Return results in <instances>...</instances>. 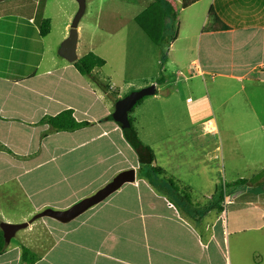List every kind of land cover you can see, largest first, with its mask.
<instances>
[{
	"label": "crops",
	"instance_id": "0c3cea01",
	"mask_svg": "<svg viewBox=\"0 0 264 264\" xmlns=\"http://www.w3.org/2000/svg\"><path fill=\"white\" fill-rule=\"evenodd\" d=\"M232 1L208 0L206 12L212 8L229 29L204 33L203 25L208 15L204 17L196 34L200 41L204 38L208 51L201 53L200 47H189L188 52L193 57L188 60L184 71L192 73L191 67L195 65L203 76L216 73L219 78H233L243 88L245 83H253L259 85L258 91H264V0H248L246 6L231 8ZM19 7L0 8V224L31 222L23 229L20 240L24 244L22 247L37 256L33 264H246L243 254L237 250L231 252L238 242L235 238L230 239L228 229L235 232L232 236L254 228L262 232L264 221L258 227L251 224L247 229L235 222L227 221L222 225L218 220L226 212L221 207L218 208L221 214L215 222L204 219L216 209L200 219H192L187 209L185 212L173 205L142 178L123 185L77 217L79 220L75 226L55 220L67 225L58 231L54 228L57 234L52 231L54 224L50 226L45 222L46 217L33 220L36 214L47 208H70L90 197L98 188H103L116 172L127 170L125 166L118 167L121 162H108L113 156L122 157V153L130 155L132 150L126 146L117 124L103 120L110 115V105L102 104L101 97L91 98L80 107L57 95L61 84L67 86L79 74L72 64L56 55L65 39V31L61 32L62 39L56 43L55 49L45 46V40L52 32L51 22L48 35L42 38L35 27L34 17L23 11L26 5L20 2ZM214 36L219 37L220 44L230 51L236 50V46L243 50L245 71L241 75L234 77L228 72V66L232 64L225 70L218 69V60L209 56L210 51L214 55L218 50ZM246 39L250 40L248 44ZM198 72L191 77H202ZM249 74H254V78H249ZM210 77L213 80V76ZM182 90L179 87L175 92L179 95ZM189 101L187 98L186 102ZM95 104L101 105L102 112L89 115ZM194 108L198 110L203 106ZM231 109L230 105L227 106V113ZM252 109L250 114L257 118L256 110ZM65 110L72 111L75 121L90 125L72 133H55L48 125L40 123L43 118L54 117ZM94 133L97 135L93 136ZM248 133L264 136V130H242V135ZM101 139L113 148L112 155L107 156V165L100 155H94L97 147L87 154L66 161L61 159L69 151L91 146ZM115 148L118 149L116 153ZM259 151L264 163V149ZM156 163L155 159L154 167H158ZM138 167L136 163L127 168L136 171ZM256 202L251 198L244 203L251 207ZM42 227L47 241L38 240L41 234L37 240L27 235L35 234ZM48 237L49 240L54 237L52 243ZM29 241H32L31 245H27ZM20 254L21 249L9 243L0 255V264H22ZM259 264H264L263 257Z\"/></svg>",
	"mask_w": 264,
	"mask_h": 264
},
{
	"label": "rangeland",
	"instance_id": "374dc122",
	"mask_svg": "<svg viewBox=\"0 0 264 264\" xmlns=\"http://www.w3.org/2000/svg\"><path fill=\"white\" fill-rule=\"evenodd\" d=\"M156 1L85 0V14L78 24L76 53L78 59L87 54L96 55L105 61V65L102 68H94L89 76L77 74V79H71L67 86L64 85L66 83L61 84L57 95H60L63 100L72 103L74 101L80 107L91 98L93 100L95 97H101L102 104L109 103L111 114L115 100L113 94H117L116 97L119 98L132 90L154 85L157 91V96H154L156 98L145 99L134 108L129 117L132 130L137 134L139 141L153 151L156 165L166 171L163 177L159 178L174 177L180 181L178 183L180 186L187 184L185 185L188 188L186 195L189 196L190 201L185 203V206L192 219L204 217L202 209L208 204H215L212 206H216L215 212L211 211L212 213H209L204 221L215 222L221 214V211H218L221 207L226 213L220 216L218 220L220 224L226 225L228 221L235 222L237 225L241 224L243 229H247L251 224L254 225L253 227H258L264 221V183L261 178L264 176V163L259 151L264 149V136L250 133L244 136L242 130H264V91H258L259 85L253 83H245L243 88L242 85L233 81V78H219L216 73L203 76V72L200 74L195 65L191 67L192 73L184 71L188 60L193 57L188 52L189 47L197 49L200 47L201 53L208 51L204 38L200 41L196 34L198 24L208 15L206 12L208 0L195 3L190 8L189 6L183 8L185 3H189L188 0H167L171 3L176 18L173 20L169 13L167 19L158 23L157 26L162 28L161 33L152 32L156 33L154 39L160 38L159 42L156 41L157 45L137 24L136 18L147 11L152 18L151 25L154 19L153 10L160 13L159 7L155 8ZM165 1L161 0L163 3ZM20 2L26 5L23 11L36 20L37 29L42 19H48L51 22L52 32L46 38L45 46L47 44L55 49L56 43L62 39L61 32L65 31V38L68 35L70 24L77 12L75 1L6 0L0 3V8L19 7ZM207 18L206 24L203 25L204 33L208 31L207 27L210 25L209 17ZM214 40L218 50L214 55L210 51L209 56L218 60V69L225 70L227 65L232 64L233 66H228V72L234 77L241 75L245 71L242 60L243 50H239L236 46V50L230 51L228 47L220 44L219 37L214 36ZM249 41L246 39L245 43L248 44ZM165 57L166 60L162 63ZM255 57L261 56L255 55ZM178 71L180 72L177 73ZM196 72L202 77H191L196 75ZM210 76H213V80ZM249 78H254V74H249ZM178 83L179 86H177ZM102 87H108L107 91ZM179 87L183 90L182 94L177 95L175 90L177 91ZM187 98L191 103L186 102ZM201 105L203 108H200ZM229 105L234 111L231 109L227 113ZM194 106L200 109L197 110ZM252 108L256 110L257 118L250 114ZM101 112V105L95 104L89 115H100ZM207 120L212 121V126L210 123L204 126ZM96 135L94 133L93 136ZM62 146L64 147L65 144ZM126 146L131 148L127 144ZM95 148L94 155H100L104 159V164L107 165V156L112 155L113 148L108 147L104 139L91 146L71 150L68 155L61 156V159L66 161L80 154H87ZM117 151L118 149L115 148L114 153ZM122 154V157L113 156L108 164L123 162L118 167L125 166L127 170L132 169L127 167L135 166L137 163L134 151H131L130 155ZM120 172H116L111 180ZM135 172V180L140 179L137 170ZM85 173L87 177V172ZM240 180H245V184L234 185ZM166 183L169 184L165 180L164 184ZM98 189L95 191L97 192ZM153 190L160 194L156 189ZM251 198L256 199L257 202L250 207L244 202ZM167 200L170 201L169 198ZM230 200H232L231 203L222 205V201L226 203ZM172 204L175 205L174 202ZM47 209L64 211L68 208ZM233 211L239 212L233 214ZM40 213L34 216V221L41 218ZM77 220L79 218L70 221V227L75 226ZM45 222L49 225L54 224L52 231L67 226L50 218H46ZM43 231L44 227L35 234L27 235H32L31 239L37 240L41 234L38 240L45 242L47 236L43 234ZM57 231L54 234H57ZM228 232L230 239L235 238L238 242L236 249L232 247L231 252L238 251L243 254L246 264H259L262 257L264 258V230L261 232L254 228L235 236H232L235 232L230 229ZM20 236H23V230L18 231L17 235L11 239L10 246L21 249L24 244ZM53 240L54 237L53 239L50 237V240L48 237L51 243ZM31 242L29 241L27 245H31Z\"/></svg>",
	"mask_w": 264,
	"mask_h": 264
},
{
	"label": "trees",
	"instance_id": "16d2710c",
	"mask_svg": "<svg viewBox=\"0 0 264 264\" xmlns=\"http://www.w3.org/2000/svg\"><path fill=\"white\" fill-rule=\"evenodd\" d=\"M185 1V0H184ZM189 3H185V6L183 8H186L188 6H191L201 0H188ZM248 0H234L230 3V7L234 8L239 5H245L247 4ZM246 6V5H245ZM160 9V13H156L153 10V21L151 23L150 13L147 11L142 12L137 18V24L143 29L145 34L148 36L150 40L154 42V44H158L156 41L160 40V38L157 37V39H154L156 36V33L152 32H159L162 31V28L158 27V23L162 22L163 20L167 19L168 14L170 13L172 16V19L174 20L176 18L175 13L173 11V8L171 6V3L169 1H165L164 3L161 2V0L156 1L155 8ZM210 25L207 27V30L211 33H220L228 30L229 28L225 25V23L219 19L215 13L213 12L212 8L209 9L208 13ZM36 23V20H35ZM154 24V25H153ZM150 25V26H149ZM149 26V27H148ZM150 28L152 29L150 31ZM50 31V22L47 19H42L38 23V33L40 37H46ZM174 39V38H173ZM162 59V56H161ZM166 57L163 59L162 63L165 62ZM76 71L82 75V76H89L91 75L94 68H102L105 65V61L96 55L93 54H87L84 57L78 59L76 62L72 64ZM105 91H107L108 87H102ZM157 95V91L155 88L152 87V85H148V87L142 88V89H136L132 90L126 95H123L122 97L117 98V94H113L115 96L114 105H113V111L110 115L105 117L104 121H112L119 127V122L123 118H126L131 130V119L129 115L133 112L134 108L138 106L140 103H142L145 99L148 97H152ZM42 124L48 125V127L51 129L52 132L60 133V132H66V133H72L75 132L81 128L87 127L90 124L87 122H77L72 116L71 110H65L60 112L54 117H45L41 120ZM134 133V130H132ZM135 137L137 138V134H135ZM123 136V135H122ZM124 139V137H123ZM138 139V138H137ZM126 142V140L124 139ZM139 141V139H138ZM141 143V141H139ZM126 144L129 146V144L126 142ZM142 144V143H141ZM142 146L146 150L145 154L143 156L136 155V160L138 163V170L137 173L140 176V178L146 180V182L151 185L154 189H156L158 192H160L161 195L165 196L166 198H169L171 203L174 202L175 206L178 208H181L183 211L187 212L188 208L185 206V203H188L190 201L189 196L186 195L188 189L186 187L180 186L178 182L174 179V177H170L166 179L159 178L163 177L165 174V171L162 170L160 167H154L153 163L155 162V156L153 151L145 147L143 144ZM130 147V146H129ZM131 149V148H130ZM133 152V149H132ZM135 153V152H134ZM264 175V173H263ZM262 181L264 183V176H261ZM165 180L169 182V184H164ZM245 184V180H240L234 185H241ZM221 198V196H220ZM184 204V205H183ZM215 204H211L205 208L202 209V215H205L212 209H215V207H212ZM211 206V207H210ZM187 209V211H186ZM6 249V245L3 239L2 231L0 230V255L4 252ZM37 256L28 250L25 247L21 248V254H20V262L22 264H33L36 262Z\"/></svg>",
	"mask_w": 264,
	"mask_h": 264
},
{
	"label": "water",
	"instance_id": "95a60500",
	"mask_svg": "<svg viewBox=\"0 0 264 264\" xmlns=\"http://www.w3.org/2000/svg\"><path fill=\"white\" fill-rule=\"evenodd\" d=\"M2 1L6 0H0V2ZM74 1L77 4V12L74 15L73 20L70 24L67 37L60 43V46L57 51V55L70 64H73L78 60V56L76 53L78 43V24L84 16L86 10L85 0ZM119 128L122 132L124 139L133 149L135 154L138 156H143L146 153V150L135 137L126 118L120 120ZM135 173L136 172L134 169L121 171L108 184L98 190L95 194L79 201L67 210L54 211L47 209L41 212L39 214V217H46L61 223H68L82 215L90 208L104 201L111 194L119 190L123 185L134 183ZM28 225L29 224L27 222L20 224L1 223L0 230L2 231L5 245H8L10 243L11 239L15 236L18 231L26 229Z\"/></svg>",
	"mask_w": 264,
	"mask_h": 264
},
{
	"label": "built area",
	"instance_id": "2783aa9c",
	"mask_svg": "<svg viewBox=\"0 0 264 264\" xmlns=\"http://www.w3.org/2000/svg\"><path fill=\"white\" fill-rule=\"evenodd\" d=\"M232 200L225 203V201H222V205L225 206L227 203H231Z\"/></svg>",
	"mask_w": 264,
	"mask_h": 264
},
{
	"label": "clouds",
	"instance_id": "9594fccd",
	"mask_svg": "<svg viewBox=\"0 0 264 264\" xmlns=\"http://www.w3.org/2000/svg\"><path fill=\"white\" fill-rule=\"evenodd\" d=\"M212 121H209V120H207V121H205L204 123H205V125L204 126H208V124H206V123H211ZM203 123V124H204Z\"/></svg>",
	"mask_w": 264,
	"mask_h": 264
}]
</instances>
